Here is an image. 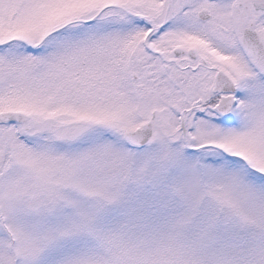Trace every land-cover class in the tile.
<instances>
[{
    "label": "snow or ice",
    "instance_id": "snow-or-ice-1",
    "mask_svg": "<svg viewBox=\"0 0 264 264\" xmlns=\"http://www.w3.org/2000/svg\"><path fill=\"white\" fill-rule=\"evenodd\" d=\"M0 264H264V0H0Z\"/></svg>",
    "mask_w": 264,
    "mask_h": 264
}]
</instances>
